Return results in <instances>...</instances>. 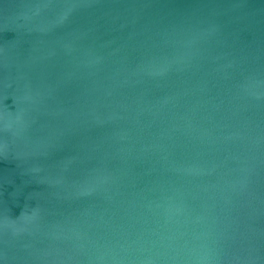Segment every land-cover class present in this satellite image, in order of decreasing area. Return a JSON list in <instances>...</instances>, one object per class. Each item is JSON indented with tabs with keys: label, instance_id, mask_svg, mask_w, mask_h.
<instances>
[{
	"label": "water",
	"instance_id": "water-1",
	"mask_svg": "<svg viewBox=\"0 0 264 264\" xmlns=\"http://www.w3.org/2000/svg\"><path fill=\"white\" fill-rule=\"evenodd\" d=\"M0 264H264V0H0Z\"/></svg>",
	"mask_w": 264,
	"mask_h": 264
}]
</instances>
